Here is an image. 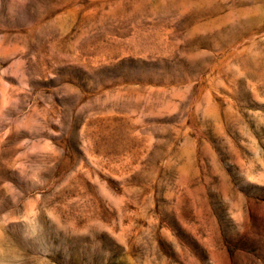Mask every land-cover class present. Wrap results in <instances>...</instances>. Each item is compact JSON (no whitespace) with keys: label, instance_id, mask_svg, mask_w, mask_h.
Here are the masks:
<instances>
[{"label":"rangeland","instance_id":"374dc122","mask_svg":"<svg viewBox=\"0 0 264 264\" xmlns=\"http://www.w3.org/2000/svg\"><path fill=\"white\" fill-rule=\"evenodd\" d=\"M0 264H264V0H0Z\"/></svg>","mask_w":264,"mask_h":264}]
</instances>
